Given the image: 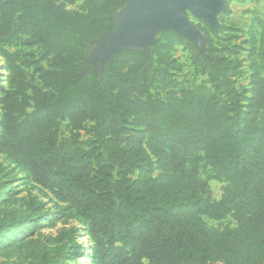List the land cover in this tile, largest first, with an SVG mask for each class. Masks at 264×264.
I'll return each mask as SVG.
<instances>
[{
  "label": "trees",
  "instance_id": "16d2710c",
  "mask_svg": "<svg viewBox=\"0 0 264 264\" xmlns=\"http://www.w3.org/2000/svg\"><path fill=\"white\" fill-rule=\"evenodd\" d=\"M127 1L0 0V155L11 165L0 163V253L27 249L29 258L0 264H78L83 250L93 264H264V21L254 14L248 39L235 42L230 3L248 0H224L218 28L195 17L205 54L160 31L145 53L122 50L99 72L96 62L82 73ZM176 45L204 81L175 78ZM241 51L245 91L234 79ZM15 172L53 198V222H82L86 248L76 227L59 230L50 246L24 241L47 212L37 196L12 197ZM211 179L223 183L218 199Z\"/></svg>",
  "mask_w": 264,
  "mask_h": 264
},
{
  "label": "water",
  "instance_id": "95a60500",
  "mask_svg": "<svg viewBox=\"0 0 264 264\" xmlns=\"http://www.w3.org/2000/svg\"><path fill=\"white\" fill-rule=\"evenodd\" d=\"M224 9V0H128L112 15L114 29L94 40L82 73L96 62H99V72L104 62H110L112 56L122 50L145 53L154 44L156 32L160 31H174L184 36L205 54L204 36L189 20L188 14L216 29L218 13Z\"/></svg>",
  "mask_w": 264,
  "mask_h": 264
},
{
  "label": "rangeland",
  "instance_id": "374dc122",
  "mask_svg": "<svg viewBox=\"0 0 264 264\" xmlns=\"http://www.w3.org/2000/svg\"><path fill=\"white\" fill-rule=\"evenodd\" d=\"M80 4V1L76 2L74 5H67L68 9H77ZM231 11L226 16V21L228 23H234L239 27L238 36L239 38L235 40L237 43H241L244 40L248 39L247 30L251 23V18L255 14L264 21V0H248L244 3H238L232 1L230 3ZM189 20L196 26L199 23L198 19L193 17L191 14H188ZM197 27V26H196ZM255 35L257 38L260 36V27L258 25L255 26L254 29ZM155 34V37L157 36ZM243 48L247 49L248 46L246 44H242ZM93 47L91 45L90 49ZM6 48L10 51L13 50H21L22 52H30L31 50L23 45H6ZM174 57L181 64V70L175 73V78L178 81L184 82L186 86H191L194 84H198L205 80V75H203L199 70L194 69L191 64V54L189 51L184 49L180 45H176L173 51ZM237 59L241 60V72L234 78L236 86L240 91H245L249 87V71H248V61L246 59V51H241L236 56ZM3 60L0 58V72H2L1 76V84L4 85L3 81L5 77V72L3 71ZM28 73H31L28 70ZM90 123L87 122L83 130L80 131L81 140L89 141L91 139V134L89 132ZM62 135H66L67 132L62 128ZM0 163H3L6 166L9 165L3 156L0 155ZM210 195L214 199H218L222 193L223 183L217 180L211 179L208 181ZM10 186L12 188V197L13 198H27L29 196H37L40 201L44 203L45 211L47 215L43 216L39 223V227L31 234L24 238V241H28L30 239H37L46 244V246H50V240L54 239L57 232L63 228L76 227L78 228L77 240L81 242L84 248L89 245L88 239L85 236V232L83 231L84 225L78 219L60 217V219L55 222L52 221L53 218L59 213L58 208H56L53 198H45L41 193H39L36 189L31 188L30 183H28L24 176L15 172V179L10 182ZM208 224L212 226H216L217 223L214 221H208ZM226 222L223 223V225ZM49 240V241H47ZM6 252L10 254L7 258L2 253H0V262L6 260H17L18 258L22 263H26L29 258L26 255L27 249L21 251L20 255L17 256L14 253L13 248H4ZM83 255L78 257V264H93V259L90 255H87V250H83ZM220 264V263H215Z\"/></svg>",
  "mask_w": 264,
  "mask_h": 264
}]
</instances>
